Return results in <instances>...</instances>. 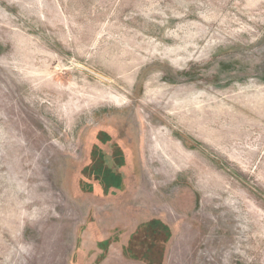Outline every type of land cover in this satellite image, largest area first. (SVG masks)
I'll use <instances>...</instances> for the list:
<instances>
[{"label":"rangeland","instance_id":"obj_1","mask_svg":"<svg viewBox=\"0 0 264 264\" xmlns=\"http://www.w3.org/2000/svg\"><path fill=\"white\" fill-rule=\"evenodd\" d=\"M0 264H264V0H0Z\"/></svg>","mask_w":264,"mask_h":264},{"label":"trees","instance_id":"obj_2","mask_svg":"<svg viewBox=\"0 0 264 264\" xmlns=\"http://www.w3.org/2000/svg\"><path fill=\"white\" fill-rule=\"evenodd\" d=\"M109 182H110V183L113 182V179L110 178ZM149 224H150L149 226H151V228L153 229V228H154L155 226H157V224H159V223H157V222H150ZM162 228H163L164 230L166 229L165 226H163Z\"/></svg>","mask_w":264,"mask_h":264}]
</instances>
